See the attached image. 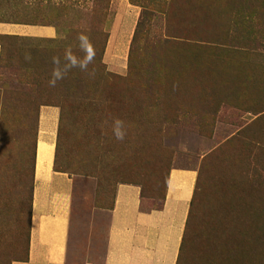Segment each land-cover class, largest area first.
Listing matches in <instances>:
<instances>
[{
	"label": "rangeland",
	"instance_id": "obj_1",
	"mask_svg": "<svg viewBox=\"0 0 264 264\" xmlns=\"http://www.w3.org/2000/svg\"><path fill=\"white\" fill-rule=\"evenodd\" d=\"M0 22L55 31L0 37V264L26 256L49 107L72 181L69 264L101 259L117 185L155 209L171 169L197 173L180 264H264V0H0ZM81 34L92 64L49 87L53 57L84 56Z\"/></svg>",
	"mask_w": 264,
	"mask_h": 264
},
{
	"label": "crops",
	"instance_id": "obj_2",
	"mask_svg": "<svg viewBox=\"0 0 264 264\" xmlns=\"http://www.w3.org/2000/svg\"><path fill=\"white\" fill-rule=\"evenodd\" d=\"M54 38L50 27L0 22V37ZM2 47L0 44V60ZM32 166L27 252L10 264H69L72 181L55 170L57 110L41 112ZM197 185L194 170L171 169L162 206L145 210L141 189L119 184L100 260L84 264H180Z\"/></svg>",
	"mask_w": 264,
	"mask_h": 264
},
{
	"label": "clouds",
	"instance_id": "obj_3",
	"mask_svg": "<svg viewBox=\"0 0 264 264\" xmlns=\"http://www.w3.org/2000/svg\"><path fill=\"white\" fill-rule=\"evenodd\" d=\"M79 40V46L82 52L84 53V56L82 58H77L74 56L71 52V49H66L64 60L66 63L64 64V67H60V60L59 58L53 57L52 63L56 67L53 68L51 79L48 81L49 87H55L58 80H61L64 78L66 73L72 69V68H79L81 71H87L88 66L92 64L94 58H95V51L89 42L88 38L81 34L78 36ZM26 59H30V57H26ZM113 133L117 140H123L125 132L123 129V121L119 119H115L113 121Z\"/></svg>",
	"mask_w": 264,
	"mask_h": 264
},
{
	"label": "trees",
	"instance_id": "obj_4",
	"mask_svg": "<svg viewBox=\"0 0 264 264\" xmlns=\"http://www.w3.org/2000/svg\"><path fill=\"white\" fill-rule=\"evenodd\" d=\"M194 202V201H193ZM161 206H162V203H161V205L159 206V207H157V208H155V209H160L161 208ZM187 234V233H186ZM186 236V235H185Z\"/></svg>",
	"mask_w": 264,
	"mask_h": 264
}]
</instances>
